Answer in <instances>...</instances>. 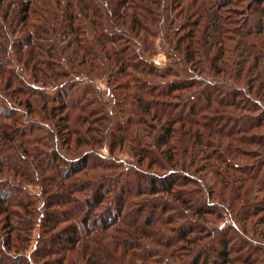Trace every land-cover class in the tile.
Masks as SVG:
<instances>
[{
	"label": "trees",
	"instance_id": "1",
	"mask_svg": "<svg viewBox=\"0 0 264 264\" xmlns=\"http://www.w3.org/2000/svg\"><path fill=\"white\" fill-rule=\"evenodd\" d=\"M230 6L0 0V264H264V7Z\"/></svg>",
	"mask_w": 264,
	"mask_h": 264
},
{
	"label": "rangeland",
	"instance_id": "2",
	"mask_svg": "<svg viewBox=\"0 0 264 264\" xmlns=\"http://www.w3.org/2000/svg\"><path fill=\"white\" fill-rule=\"evenodd\" d=\"M233 4H234V6H230V8H228V11H231L233 13L238 11L237 12L238 14L233 15V17L237 21L236 22L237 23L236 25H238L237 27L238 28L242 27V30L244 32V31H247V29H249L255 22H257V19H258V18L254 19L253 16H251V18L249 19V15H252L251 12H253V10L251 12H249L250 9L252 7H253V9H255L257 6L264 7V0H233ZM152 61H153L154 65L159 67V68H165L168 65V60H167L166 55L163 52H161L160 50H158L157 56L154 57ZM99 86H100V88H101V90L103 92L108 90L107 82L104 81V80H100L99 81ZM252 97L254 99H256L254 96H252ZM248 98H251V97L248 96ZM261 135H264V131L261 132ZM253 149L254 148H246V147H244L245 156L243 158H241V159H236L234 161H232L230 159L229 162H235V163H233V165H236L235 168L237 166L242 167V166L253 164L255 162L256 155H257V154H253L252 153ZM218 153H221V152H217V154ZM251 157H253V158H251ZM121 158H122V160H124L126 162H129V161L133 160L132 157L128 153L127 154H123L121 156ZM221 167H222L221 171L223 169L225 170V166L224 165L221 164ZM202 171H203V173H201V174H199V173L195 174V177L197 179H199V181L204 182L207 187H210L211 186V181L214 180V182H215V176H214V173L212 172L213 170L210 171V170H206V168H202ZM233 174L236 175L235 177L245 178L244 174H242L241 172H235ZM249 184H251V183H249ZM263 197L264 196L262 195V196H260L259 199H262ZM212 202L219 203L218 200L217 201L214 200ZM220 203L223 204V202H220ZM220 213H221L220 214L221 218H219L217 220V223H216L217 228L220 229V228H223V227H229L232 224V219L230 217L229 212L220 211ZM253 221H254L255 224H257L256 227H259L258 229H260V230L264 229V213L261 214L260 217L254 218ZM261 224H263V226H260ZM263 232H264V230H263ZM248 234H249V238H246V239L249 240L254 246H257L258 243L256 242L255 237L252 236L250 231H249ZM235 246L236 245H234V247ZM33 250L34 249H33V246H32L31 249H29L28 254H31V252ZM257 257H258V255H257Z\"/></svg>",
	"mask_w": 264,
	"mask_h": 264
}]
</instances>
